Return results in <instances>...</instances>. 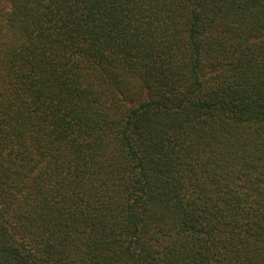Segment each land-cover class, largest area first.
Instances as JSON below:
<instances>
[{
	"label": "trees",
	"instance_id": "trees-1",
	"mask_svg": "<svg viewBox=\"0 0 264 264\" xmlns=\"http://www.w3.org/2000/svg\"><path fill=\"white\" fill-rule=\"evenodd\" d=\"M0 264H264V0H0Z\"/></svg>",
	"mask_w": 264,
	"mask_h": 264
}]
</instances>
